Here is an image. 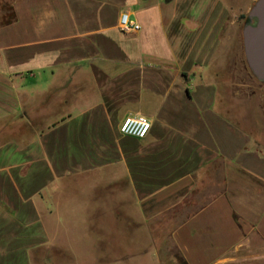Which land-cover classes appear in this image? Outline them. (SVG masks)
I'll return each mask as SVG.
<instances>
[{"label":"crops","instance_id":"1","mask_svg":"<svg viewBox=\"0 0 264 264\" xmlns=\"http://www.w3.org/2000/svg\"><path fill=\"white\" fill-rule=\"evenodd\" d=\"M254 1L0 0V264H49L111 204L169 215L185 264H264V146L215 69ZM137 114L148 134L122 135Z\"/></svg>","mask_w":264,"mask_h":264},{"label":"rangeland","instance_id":"2","mask_svg":"<svg viewBox=\"0 0 264 264\" xmlns=\"http://www.w3.org/2000/svg\"><path fill=\"white\" fill-rule=\"evenodd\" d=\"M248 11L239 12L238 17L235 13L227 17L221 59L215 63V69L219 72V99L224 115L238 118L241 125L254 133L256 142L264 146V82L256 79L250 71L243 49L242 32ZM101 211L97 207L95 219L82 222L81 226H89L95 232L91 241L89 238L88 242L85 236L76 238L78 242L73 238L74 247L69 251L64 249L66 246H55L48 254L49 264H95L101 261L112 264H185L169 236V215L141 222L131 219L128 213L112 204ZM99 212L101 217L97 215ZM64 237L67 239L66 235ZM73 248L76 251L71 250Z\"/></svg>","mask_w":264,"mask_h":264},{"label":"water","instance_id":"3","mask_svg":"<svg viewBox=\"0 0 264 264\" xmlns=\"http://www.w3.org/2000/svg\"><path fill=\"white\" fill-rule=\"evenodd\" d=\"M253 17L255 24L246 23L242 32L244 55L252 74L264 82V0L252 4L247 18Z\"/></svg>","mask_w":264,"mask_h":264},{"label":"built area","instance_id":"4","mask_svg":"<svg viewBox=\"0 0 264 264\" xmlns=\"http://www.w3.org/2000/svg\"><path fill=\"white\" fill-rule=\"evenodd\" d=\"M119 28L122 32L129 33L139 29V24L129 19L126 13H122L119 21ZM151 128L150 120L143 115H127L119 124V132L122 135L144 138Z\"/></svg>","mask_w":264,"mask_h":264},{"label":"flooded vegetation","instance_id":"5","mask_svg":"<svg viewBox=\"0 0 264 264\" xmlns=\"http://www.w3.org/2000/svg\"><path fill=\"white\" fill-rule=\"evenodd\" d=\"M255 22H256V20H255V18H254V17H253V18H251V19L247 18V21H246V23H249V24H252V25H254V24H255Z\"/></svg>","mask_w":264,"mask_h":264},{"label":"trees","instance_id":"6","mask_svg":"<svg viewBox=\"0 0 264 264\" xmlns=\"http://www.w3.org/2000/svg\"><path fill=\"white\" fill-rule=\"evenodd\" d=\"M241 17H243V16H241Z\"/></svg>","mask_w":264,"mask_h":264}]
</instances>
